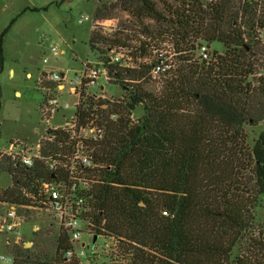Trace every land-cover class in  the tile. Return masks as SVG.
I'll list each match as a JSON object with an SVG mask.
<instances>
[{"label":"trees","instance_id":"trees-1","mask_svg":"<svg viewBox=\"0 0 264 264\" xmlns=\"http://www.w3.org/2000/svg\"><path fill=\"white\" fill-rule=\"evenodd\" d=\"M174 3L159 8L154 0H114L94 8L88 46L99 55L97 45L128 47L125 38L99 30L120 9L144 30L143 18L163 22L180 61L155 92L142 85L150 76L142 68L153 61L133 68L108 64L110 80L125 96L101 100L119 116L105 123L93 153L100 164L91 189L96 231L119 240L112 256L118 264H243L235 250L251 234L264 194V75L255 77L264 48L250 32L264 30V0ZM117 28L131 42V27ZM201 44L208 59L193 56ZM136 107L142 113L131 122ZM259 125L249 138L247 126ZM0 172L11 179L0 188V203L23 208L32 205L37 180L51 175L42 164L26 169L5 156ZM31 242L27 248L11 243L12 264H78L60 255L65 234L51 246Z\"/></svg>","mask_w":264,"mask_h":264},{"label":"rangeland","instance_id":"rangeland-1","mask_svg":"<svg viewBox=\"0 0 264 264\" xmlns=\"http://www.w3.org/2000/svg\"><path fill=\"white\" fill-rule=\"evenodd\" d=\"M41 1L44 0H0V149L5 147L9 140L15 138H21L28 142H36L40 138L36 129L42 130L44 124L39 122V107L47 96L51 94L61 95L62 99L70 104L68 109H59L55 113L53 123L61 122L63 116L68 117L73 112V96L68 95L66 91L61 93L55 90L56 84L47 80V71L66 72L67 78L71 79L75 72L80 69L82 62L85 60H104L107 50L110 48L97 45L103 51L101 55H99L98 50L90 49L88 40L91 24L89 21L78 23L77 20L81 14L93 17L96 1L101 4L114 0H54L42 6L46 9L32 10L34 5ZM154 1L157 2L159 8L176 5L174 0ZM111 15V18L102 21L99 30L101 34L110 39L115 36L125 38V44L129 48H133L130 55L131 65L137 67L141 64H147L150 58L154 59L155 56L152 55V52L149 54L145 49L141 51L139 50L140 47H137L139 44L137 33L144 29L130 24L132 22L138 24L135 18L130 19L131 13L117 9L113 10ZM143 22L147 26V30L144 31L152 37L155 50L168 53L171 48L168 44L170 34L162 28L164 23L154 22L153 19L149 18H143ZM120 26L131 27V42H129L128 37L121 36L120 32L117 31V27ZM257 28L250 32L252 35L255 34L254 38H257L264 48V30L259 31L256 30ZM126 34L130 36L129 33ZM51 45H57L62 52L53 55L50 51ZM118 45H113L111 48L114 49ZM197 47L196 45L193 49V56L195 57H198ZM214 48H216L215 45L211 44L210 49ZM177 56L173 60L178 62ZM262 60L263 63L261 64H264V59ZM119 66H126L125 62L122 61ZM142 69L149 76L150 68ZM26 73L30 75L26 76ZM259 75H264V65L259 67V72L255 77ZM148 78H146V82L142 83L144 88L154 92L158 91L161 88L157 79L158 76L157 78L151 76ZM101 84L104 88L103 92L100 91L101 87H93L89 88L87 94L94 93L90 95L94 98L99 95V98L123 100L125 91L118 82L108 80L101 82ZM87 99L89 100L91 97H87ZM141 110L140 107H136L131 112L129 115L131 122L138 120L142 113ZM107 121L104 123H108ZM34 127H36V135L33 134ZM260 128L261 125L247 126L249 138L254 137ZM10 182L9 175L0 172V188L9 186ZM5 210L6 206L0 203V214H3ZM19 211L25 216L26 222L21 228L23 236L17 245L30 247L32 239L42 241L44 246L54 244L57 237V222L53 214L39 208L20 207ZM33 226H36L35 231L32 230ZM250 237L256 241H250ZM91 244L93 248L104 253L95 259V264H118L110 255L108 247L104 246L103 241L97 239V236L95 242ZM11 246L12 244H7L5 235L0 233V257L13 259ZM238 249L239 253L236 249L235 255L240 256L243 264H264V194L260 196L259 204L255 210L251 234H247L245 241L240 244ZM0 264L12 263L0 259Z\"/></svg>","mask_w":264,"mask_h":264},{"label":"built area","instance_id":"built-area-1","mask_svg":"<svg viewBox=\"0 0 264 264\" xmlns=\"http://www.w3.org/2000/svg\"><path fill=\"white\" fill-rule=\"evenodd\" d=\"M89 21L91 29L95 27L93 17L81 14L78 23ZM132 29L126 31L131 36ZM262 31L263 29L257 28ZM137 38L140 43H145L147 53L155 56L148 60L151 63L149 74L159 80L173 72L178 66V62L173 58L179 55L175 49L172 39L169 37L168 44L170 50L156 51L152 43V37L142 31H138ZM171 39V41H170ZM154 42V41H153ZM165 43V42H164ZM133 48L117 46L108 49L104 60L82 62L81 67L75 72L74 77L69 79L66 72L47 71V80L54 82L55 90L66 91L73 96V112L68 116H63L61 122L53 123L55 113L59 109H68L70 104L62 99L61 95H50L40 103V124L42 130L36 129L40 138L35 142H28L22 139L9 140L5 147L0 149V157H8L17 165L28 169L35 165L42 164L51 173L47 179L37 180L36 194L33 197L32 205L27 208H39L47 213L53 214L57 222V236L66 235L67 246L60 248V255L65 262L76 261L78 264H95V259L103 255L92 246V239L103 241V245L108 247L110 255L117 253L119 240L115 236L99 235L95 224V210L92 203V184L95 182L93 173L97 171L100 164L94 159V149L105 134V121H116L118 113L108 112L107 104L101 102L104 98L92 97L89 88L101 87V82L110 80L108 64L123 61L125 68H133L130 63V55ZM136 49V48H134ZM198 57L208 59L207 47L200 45L197 47ZM50 51L53 55H58L62 50L57 45H51ZM154 52V53H153ZM123 67V66H120ZM91 97V99H87ZM113 101V99H107ZM84 111L85 113H80ZM107 113L105 114V112ZM29 195V193H26ZM6 210L0 214V233L5 235L7 244L19 243L22 238L21 228L26 222L25 216L19 211L16 204L3 203ZM36 226L32 230H36ZM107 255V254H106ZM6 262L13 261L9 257H0Z\"/></svg>","mask_w":264,"mask_h":264},{"label":"crops","instance_id":"crops-1","mask_svg":"<svg viewBox=\"0 0 264 264\" xmlns=\"http://www.w3.org/2000/svg\"><path fill=\"white\" fill-rule=\"evenodd\" d=\"M49 1H50V2H53L54 0H44V1H41V2H39V3H36L34 6H35V8H43L42 6H44V4H46V3L49 2ZM97 3H99V2L96 1L95 4H94V6H96ZM36 6H37V7H36ZM28 75H30V74H29V73H26V76H28ZM35 129H36V127L33 128V132H34L33 134H34V135H36V134H35ZM15 139H19V138H15ZM20 139H21V138H20ZM22 140H23V139H22Z\"/></svg>","mask_w":264,"mask_h":264},{"label":"water","instance_id":"water-1","mask_svg":"<svg viewBox=\"0 0 264 264\" xmlns=\"http://www.w3.org/2000/svg\"><path fill=\"white\" fill-rule=\"evenodd\" d=\"M95 240H96V236H94V237H93V241H92V242L94 243V242H95Z\"/></svg>","mask_w":264,"mask_h":264}]
</instances>
